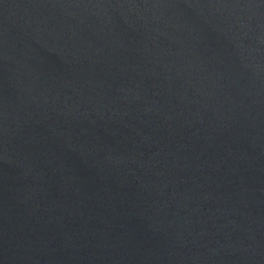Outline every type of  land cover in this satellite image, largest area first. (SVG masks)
<instances>
[{
    "label": "water",
    "instance_id": "obj_1",
    "mask_svg": "<svg viewBox=\"0 0 264 264\" xmlns=\"http://www.w3.org/2000/svg\"><path fill=\"white\" fill-rule=\"evenodd\" d=\"M0 264H264V0H0Z\"/></svg>",
    "mask_w": 264,
    "mask_h": 264
}]
</instances>
